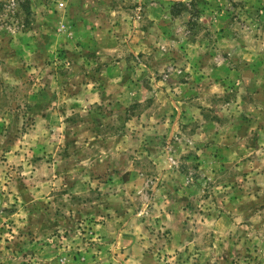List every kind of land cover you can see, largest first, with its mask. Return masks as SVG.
<instances>
[{
	"label": "rangeland",
	"instance_id": "obj_1",
	"mask_svg": "<svg viewBox=\"0 0 264 264\" xmlns=\"http://www.w3.org/2000/svg\"><path fill=\"white\" fill-rule=\"evenodd\" d=\"M153 1L0 0V264H264V0Z\"/></svg>",
	"mask_w": 264,
	"mask_h": 264
},
{
	"label": "crops",
	"instance_id": "obj_2",
	"mask_svg": "<svg viewBox=\"0 0 264 264\" xmlns=\"http://www.w3.org/2000/svg\"><path fill=\"white\" fill-rule=\"evenodd\" d=\"M169 1H183V0H154L153 3H151L149 6H146L145 8V17L150 22V28L148 27L147 30H139L135 33L137 36H139L138 39H135V36H133V42L134 45H136L135 42H137L140 39V43L143 40H146L145 44L158 42L161 37H163L166 34L165 29H169L170 27H167V22L171 21L170 18L167 19V16H165L164 11L165 9L162 8L163 3H168ZM186 1V0H185ZM192 1V0H191ZM238 1L243 0H193V4L195 5L196 13H197V19L200 26L203 28H208L212 30H218L219 28L223 27L221 26L219 22H221V17L219 16L222 14L223 11L225 13L227 12V5L228 3H231L230 6L234 7L235 3ZM245 1V0H244ZM158 8V9H157ZM120 13V12H118ZM228 13V12H227ZM160 15V18H159ZM118 17V15H117ZM120 18V17H118ZM124 18V17H123ZM93 19V18H92ZM182 20L188 19V16L182 17V16H176L173 17V24H176L177 22ZM156 31H158V34L156 35ZM135 40V41H134ZM186 43H189L191 47L195 46L199 51L204 48V40L200 38H196L195 40H185ZM190 47V48H191Z\"/></svg>",
	"mask_w": 264,
	"mask_h": 264
}]
</instances>
